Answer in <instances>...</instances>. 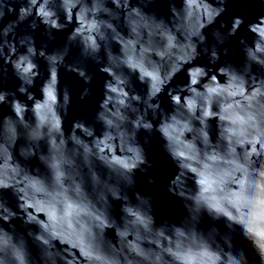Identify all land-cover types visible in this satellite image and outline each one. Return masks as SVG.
Wrapping results in <instances>:
<instances>
[{"label": "water", "instance_id": "1", "mask_svg": "<svg viewBox=\"0 0 264 264\" xmlns=\"http://www.w3.org/2000/svg\"><path fill=\"white\" fill-rule=\"evenodd\" d=\"M0 264H264V0H0Z\"/></svg>", "mask_w": 264, "mask_h": 264}]
</instances>
